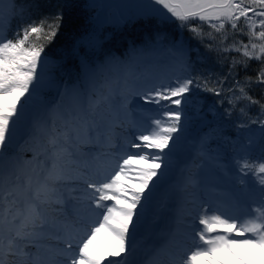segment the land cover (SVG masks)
<instances>
[{"label":"snow or ice","instance_id":"1","mask_svg":"<svg viewBox=\"0 0 264 264\" xmlns=\"http://www.w3.org/2000/svg\"><path fill=\"white\" fill-rule=\"evenodd\" d=\"M85 7L98 18L118 6L90 0ZM136 7L134 16L119 19L175 25L179 36L157 30L142 46L130 45L124 59L85 52L63 84L56 77L63 56L53 59L46 48L64 13L25 20L21 6L22 26L12 38L0 15V264H264V97L250 94L264 86V0H149ZM16 15L10 0L9 26ZM190 40L215 52L227 72L197 68L205 58ZM78 46L102 48L94 30L76 41L74 53ZM144 53L173 70L149 81L134 59ZM231 53L237 55L229 61ZM251 61L260 65L255 76L239 79ZM197 92L226 102L229 117L237 109L247 117L254 105L259 113L235 124V140L209 128L173 179L181 140L205 116ZM221 139L232 148L231 165L210 147ZM101 159L107 166L93 171L88 161ZM169 210L160 232L158 221ZM154 236L164 242H152Z\"/></svg>","mask_w":264,"mask_h":264},{"label":"trees","instance_id":"2","mask_svg":"<svg viewBox=\"0 0 264 264\" xmlns=\"http://www.w3.org/2000/svg\"><path fill=\"white\" fill-rule=\"evenodd\" d=\"M17 5V15L13 17L10 21L9 26V5L10 0H4L2 4H0V15H2L3 19V28L7 34L8 38H12L14 31L22 26V21L19 18L20 7L24 6V17L25 20L30 16L31 19L39 20L43 16L54 14L58 11H62L64 13V20L58 34L56 40L53 44L49 45L46 48V53L49 57L56 59L63 56L62 64L63 71L57 70L56 77L57 80L63 84L68 81V75L63 78L62 75L67 72H71L73 76L79 70L80 57H82L85 52L88 53V48L83 46L79 47V52H73V46L81 35H86V30L88 28L87 19L84 15L82 9L76 6L75 0H15ZM207 31V29H205ZM156 28H144V25L140 26V28H132L127 27L123 32H119V30H114L110 37L116 35L110 40L105 41L104 49L99 54L98 57L102 58L103 54H111L115 55L121 59L126 58L129 55L130 45L133 47L142 46L146 40L151 39V34H153ZM166 32L170 33L167 29ZM175 33V32H174ZM174 33H170L173 38H176ZM184 34V33H183ZM185 39H189L184 34ZM238 39L247 40L246 36H241L239 33L236 34ZM109 37V38H110ZM133 39V41L129 42V39ZM231 42V37L229 39V43ZM208 43V41H206ZM190 45L192 47H197L199 49V53H205V59L202 64L198 63L197 68L201 70H210L214 73H226L228 64L225 63L223 67L221 66L217 54L215 52H209L205 48L203 44H199L196 40H190ZM144 54H137L134 59L135 63L139 66V69H142L143 66L141 64L142 56ZM196 54L191 53V57L193 60L196 59ZM229 55V61L231 56L237 55L236 53H231ZM203 57V56H202ZM259 62L251 61L247 72L241 70L239 72V79L243 80L245 75L255 76L256 71L259 68ZM149 68L146 67L145 70ZM250 94L257 99L264 97V86H254L250 89ZM44 98L49 99L53 96L51 91H46L42 94ZM195 97H198V102L203 105V109L205 112V116L202 122H197L195 126L191 129L195 131V138H199L203 135L204 132H208L209 128H220L222 131L220 133L221 137H226L228 140H235L237 138V133L235 131V124L238 123L241 119L247 121L249 117H255L259 113V106L254 105L248 109V116L241 117L239 114V110L237 109L234 114L229 117L224 113V108L228 107L225 102L223 105L218 104V98L213 96L210 93H194ZM264 102V100H262ZM36 103H40V98H37L33 101V106ZM241 103V106H243ZM215 106L217 112L214 115L212 112H209L208 109L210 107ZM259 125H250V129L252 130L251 136L253 139V150L252 157L257 158L260 156V144L258 142L259 138ZM197 136V137H196ZM242 143H247V130H245V135L241 137ZM210 147L212 149H217L219 147L220 151L224 154L225 159L228 157L232 158V148L230 146H225L223 144V140H212L209 142Z\"/></svg>","mask_w":264,"mask_h":264},{"label":"rangeland","instance_id":"3","mask_svg":"<svg viewBox=\"0 0 264 264\" xmlns=\"http://www.w3.org/2000/svg\"><path fill=\"white\" fill-rule=\"evenodd\" d=\"M75 1H76V6L83 10L84 15H85V17L87 19V23L89 25L88 28H87V30H86V33H85L86 35L83 34V35H81V37L87 36L89 33H91L94 30L95 33H96V35H98L99 38H100V41H101V44H102V48L101 49H97V50L93 51L92 49L88 48V55L89 56H97L98 57L99 54L104 49V45H105L104 43H105V41L112 39L119 32H123V30L127 28V27H125L122 24L123 21H121V19H119V13H118L119 6L113 8V9H105L104 12L97 18V10H93V9H89V8L85 7V5L90 2V0H75ZM95 2L96 3H103V4H107V5H115V6H117L116 3L114 2V0H95ZM124 2H127V5L129 6L128 14L130 16H134V14L138 11V9H137L136 6L137 5L145 4V2H149V0H124ZM156 7H159V6L157 5ZM128 20H130V19H128ZM145 21L152 22V24L156 28V25H155V21L154 20H145ZM166 29L170 33H172L174 31L177 34V36H179V33L175 29V25H165V26H163V27H161L159 29L156 28V30L164 31V32H166ZM114 30H119V32L116 35H113L112 37H110L111 33ZM184 34L186 35V37L188 36L187 38H189L190 35H191L190 33L187 32V30L184 31ZM184 34H183V36H184ZM81 37H79V39ZM128 41L131 42L133 40L132 39H129ZM83 47L87 48L86 46H83ZM194 48H197V47L194 46ZM192 53L196 54V52H192ZM205 53L206 52H204V53H202L200 55L205 58ZM155 68H157V69H159V68L163 69V70H161L160 73H158L156 75L157 77H155V79L164 77L169 72H171L173 70L171 64L168 63V62H167V65L164 66V67H159L157 65V66H154V67H150L148 70L149 71H153ZM164 69H166V70H164ZM143 70H140V71L142 72ZM144 74H145L146 78L149 81H151L148 78V76H149L150 73L149 74L144 73ZM160 74H162V75L161 76H158ZM64 77H65V75H63V78ZM186 150H187V152H186ZM177 151H178V155H180V158H181L182 164H183L184 161H185V158H187V156H186L187 153L190 154L192 158L195 156V153H196V143H194L190 139L189 140H186L185 142L184 141L182 142V140H181L180 145L178 146ZM24 155H25L26 158H30L31 153L29 154V153L26 152V153H24ZM88 162L94 163L95 165H96V163H98L100 165V166H97L98 167L97 170L99 172H102L104 170V168L107 166V162H105L104 159H101L100 161L89 160ZM182 167H183V165H182ZM171 176H172L173 179L177 178L179 176V169H177V171L175 169L173 171V173L171 174ZM167 215H168V211H166L164 213V217L166 218ZM162 220H164V219H161L160 221H158V223H161Z\"/></svg>","mask_w":264,"mask_h":264},{"label":"bare ground","instance_id":"4","mask_svg":"<svg viewBox=\"0 0 264 264\" xmlns=\"http://www.w3.org/2000/svg\"><path fill=\"white\" fill-rule=\"evenodd\" d=\"M105 162H107V164H108V161L107 160H104ZM89 163V165H90V167H91V169L93 170V171H97V172H99L97 169H98V167L97 166H100L98 163H96V165L94 164V163H90V162H88ZM168 227V224H166V227L163 229V231L166 229ZM157 238V236H154L153 237V239H152V241H154L155 239ZM161 238H162V240H164V237H162L161 236ZM157 242H161V241H158L157 240ZM156 243V242H155Z\"/></svg>","mask_w":264,"mask_h":264}]
</instances>
